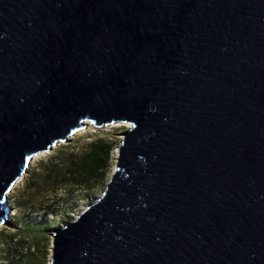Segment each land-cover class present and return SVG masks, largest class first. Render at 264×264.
Segmentation results:
<instances>
[{
  "label": "water",
  "instance_id": "obj_1",
  "mask_svg": "<svg viewBox=\"0 0 264 264\" xmlns=\"http://www.w3.org/2000/svg\"><path fill=\"white\" fill-rule=\"evenodd\" d=\"M86 122L129 126L50 264H264V0H0V225Z\"/></svg>",
  "mask_w": 264,
  "mask_h": 264
},
{
  "label": "rangeland",
  "instance_id": "obj_2",
  "mask_svg": "<svg viewBox=\"0 0 264 264\" xmlns=\"http://www.w3.org/2000/svg\"><path fill=\"white\" fill-rule=\"evenodd\" d=\"M128 126L114 123L94 127L86 122L85 128L69 140L31 159L24 176L8 192L9 221L0 225V264H50L51 228L74 219L101 195L115 163L120 134ZM97 140L110 143L111 159L105 179L100 176L90 189L66 191L55 179L56 174H63L71 158L89 151Z\"/></svg>",
  "mask_w": 264,
  "mask_h": 264
},
{
  "label": "trees",
  "instance_id": "obj_3",
  "mask_svg": "<svg viewBox=\"0 0 264 264\" xmlns=\"http://www.w3.org/2000/svg\"><path fill=\"white\" fill-rule=\"evenodd\" d=\"M110 153V143L97 140L91 144L89 151L71 158L65 172L56 174L55 179L70 193L78 189H90L100 176L102 180L105 179L111 159Z\"/></svg>",
  "mask_w": 264,
  "mask_h": 264
},
{
  "label": "bare ground",
  "instance_id": "obj_4",
  "mask_svg": "<svg viewBox=\"0 0 264 264\" xmlns=\"http://www.w3.org/2000/svg\"><path fill=\"white\" fill-rule=\"evenodd\" d=\"M37 156V155H36ZM36 156H34L33 158H35ZM21 179V178H20ZM19 183V181H17ZM52 216V215H51ZM53 219V218H52Z\"/></svg>",
  "mask_w": 264,
  "mask_h": 264
}]
</instances>
